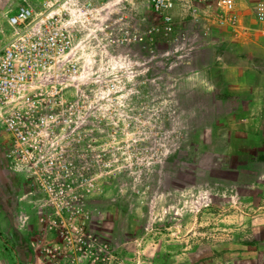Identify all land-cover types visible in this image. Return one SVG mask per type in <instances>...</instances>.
I'll return each instance as SVG.
<instances>
[{
    "label": "rangeland",
    "instance_id": "obj_1",
    "mask_svg": "<svg viewBox=\"0 0 264 264\" xmlns=\"http://www.w3.org/2000/svg\"><path fill=\"white\" fill-rule=\"evenodd\" d=\"M22 6L54 10L74 34L27 86L72 114L25 163L75 167L53 185L15 170L0 116V264H264V91L213 86L218 57L243 50L231 31L177 16L171 36L136 42L161 27L143 0H0V37Z\"/></svg>",
    "mask_w": 264,
    "mask_h": 264
},
{
    "label": "built area",
    "instance_id": "obj_2",
    "mask_svg": "<svg viewBox=\"0 0 264 264\" xmlns=\"http://www.w3.org/2000/svg\"><path fill=\"white\" fill-rule=\"evenodd\" d=\"M58 0H44L45 8ZM161 20V27L151 26L147 33L136 32V42H154L155 30L169 37L176 27L177 16L192 22L206 24L213 19V27H235L240 14L234 0H143ZM256 18L264 22V1L254 6ZM12 36L0 37V116H4V128L12 137L10 164L17 171L35 170L41 180L57 184L71 179L73 162L63 156H42L28 167L25 163L32 151H43L37 144L39 137L55 135L57 124L68 115L58 108L43 106L42 88H27L29 84L46 76L51 67L62 59L73 44V32L63 16L46 10L40 16L30 6H22L8 17ZM150 34V36H148ZM61 93L54 88L49 101H56ZM54 124V125H53ZM28 167V168H27ZM44 182V181H43ZM61 183V182H59ZM58 183V184H59ZM63 189L61 188V193Z\"/></svg>",
    "mask_w": 264,
    "mask_h": 264
},
{
    "label": "crops",
    "instance_id": "obj_3",
    "mask_svg": "<svg viewBox=\"0 0 264 264\" xmlns=\"http://www.w3.org/2000/svg\"><path fill=\"white\" fill-rule=\"evenodd\" d=\"M239 6L236 8L240 14L239 22L235 27L226 28L231 31V41H238L241 43L243 50L239 57H228L220 55L218 60L220 66L213 70V86L216 83H223L227 89H262L264 91V66H260V62H264V22L259 21L255 14L254 8L251 9V3L255 0H238ZM262 1V0H261ZM260 0H257V3ZM256 3V4H257ZM251 17L253 20H251ZM246 61L242 63L241 61ZM251 61V63H250ZM224 63V64H223ZM223 64V66H222ZM253 71L257 75V80L254 82L247 79V71ZM244 75V76H243ZM262 78L261 82L259 78ZM235 85H241L243 88H234ZM251 87V88H246ZM220 88H213V94H218ZM232 92H227L231 94ZM264 111V108L262 109ZM228 118H234L227 116ZM254 119H260V114H257Z\"/></svg>",
    "mask_w": 264,
    "mask_h": 264
}]
</instances>
